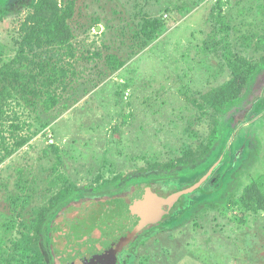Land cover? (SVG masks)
Here are the masks:
<instances>
[{"label": "rangeland", "instance_id": "rangeland-1", "mask_svg": "<svg viewBox=\"0 0 264 264\" xmlns=\"http://www.w3.org/2000/svg\"><path fill=\"white\" fill-rule=\"evenodd\" d=\"M37 2L0 0V66L18 53ZM69 24L77 76L63 101L50 111L14 104L20 127L0 124V158L10 149L0 159V264L45 207L32 262L61 264L51 227L67 207L147 184L167 197L219 160L202 189L126 246L121 264H136L145 241L150 264L161 253L163 264H264V210L241 202L254 181L264 191V67L227 111L205 101L232 77L230 51L264 57V0H75Z\"/></svg>", "mask_w": 264, "mask_h": 264}, {"label": "trees", "instance_id": "trees-1", "mask_svg": "<svg viewBox=\"0 0 264 264\" xmlns=\"http://www.w3.org/2000/svg\"><path fill=\"white\" fill-rule=\"evenodd\" d=\"M74 12L75 0H71L65 6L60 5L58 0H38L33 13L26 20L27 27L23 30L24 36L18 53L9 62L0 66V124L12 121V127H20L18 112L13 110L14 104L24 103L31 106L39 101L45 111H50L63 101L64 93L71 87L77 76V69L74 66L77 50L72 41L74 31L69 24V19L73 17ZM7 13L8 10L0 6V21L5 19ZM154 22L155 26L154 24H145L143 28V33L148 38H152L155 30L161 27L160 20L155 19ZM35 48L40 50V53L34 56L35 59L40 58L39 62L30 58V52H34ZM262 67H264V57L261 61H254L230 51L232 77L219 88L208 93L205 101L220 114L227 111L246 96L258 78ZM0 139L6 141L4 135H1ZM22 140L23 138L20 141ZM8 154H10V149L6 150L2 158ZM220 163L219 160L205 175L188 187L203 180L202 185L196 190L202 189L204 183L212 177ZM135 194L144 199L150 194L156 198H164L159 192L154 191L151 185L147 184L137 187L130 194L100 200L129 197ZM181 199L182 197L175 203ZM88 201L91 200H86L83 203ZM241 202L242 207L247 211L264 210V191L258 181H254L244 188ZM48 209L47 207L43 208L40 220L29 226L28 231L21 233L20 240L15 242L9 256L5 255L8 264H33L32 259L38 254L41 255L40 250L37 249L38 237L41 232L42 217ZM164 212L166 215L162 214L159 220L154 223H160L166 218L165 216L170 215V211H167L166 208Z\"/></svg>", "mask_w": 264, "mask_h": 264}, {"label": "water", "instance_id": "water-1", "mask_svg": "<svg viewBox=\"0 0 264 264\" xmlns=\"http://www.w3.org/2000/svg\"><path fill=\"white\" fill-rule=\"evenodd\" d=\"M192 187L164 198L127 196L71 206L55 220L51 242L61 264H117L118 254L148 225L166 215ZM151 193V192H150ZM153 196V197H152Z\"/></svg>", "mask_w": 264, "mask_h": 264}, {"label": "crops", "instance_id": "crops-1", "mask_svg": "<svg viewBox=\"0 0 264 264\" xmlns=\"http://www.w3.org/2000/svg\"><path fill=\"white\" fill-rule=\"evenodd\" d=\"M157 224H161V223H157ZM182 226V225H181ZM150 228H152V227H150ZM149 228V230H153V229H150ZM154 228V227H153ZM163 231V230H162ZM167 234H168V231H163L162 233H161V235L160 236H157L161 241H166V240H168L167 238ZM153 246H154V244H150L148 241H145V243H141L140 244V250L138 251L139 253H137L136 254V260H137V263L136 264H150V262H149V259H148V256H146V250L147 249H149V248H153ZM163 247H165V246H163ZM164 249H167V248H164ZM128 250V248L127 249H125V250H123L122 252H121V254L123 253V255H124V253L126 252ZM120 254V255H121ZM157 261H159L158 263H160V264H163V261H164V257H163V254L161 253V254H159L158 255V257H157Z\"/></svg>", "mask_w": 264, "mask_h": 264}, {"label": "flooded vegetation", "instance_id": "flooded-vegetation-1", "mask_svg": "<svg viewBox=\"0 0 264 264\" xmlns=\"http://www.w3.org/2000/svg\"><path fill=\"white\" fill-rule=\"evenodd\" d=\"M149 227V226H148ZM127 247L124 248V250L126 249ZM122 252V251H121ZM121 252L118 254V260H117V264H121V259H120V254Z\"/></svg>", "mask_w": 264, "mask_h": 264}]
</instances>
